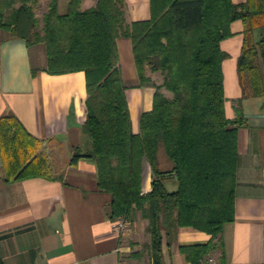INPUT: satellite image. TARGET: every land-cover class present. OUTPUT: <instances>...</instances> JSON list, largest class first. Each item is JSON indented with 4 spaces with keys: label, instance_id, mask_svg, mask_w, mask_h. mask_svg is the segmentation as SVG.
Returning a JSON list of instances; mask_svg holds the SVG:
<instances>
[{
    "label": "trees",
    "instance_id": "1",
    "mask_svg": "<svg viewBox=\"0 0 264 264\" xmlns=\"http://www.w3.org/2000/svg\"><path fill=\"white\" fill-rule=\"evenodd\" d=\"M37 0H0V29L28 45L44 43L52 74L83 70L86 120L91 146L73 148L69 164L81 157L95 161L98 187L110 193L109 217L134 221L137 210L147 218L153 264H163L162 243L181 226L211 235L207 243L182 245L190 264L220 251L223 225L234 220L238 166V129L225 113L220 42L232 35L231 23H243L237 59L242 98L264 96V0H151V18L128 23L125 0H98L81 9L70 0L59 13L51 0L39 28L33 12ZM128 37L140 85L155 87L153 108L143 112L134 133L126 86L118 65L117 37ZM148 72L158 73L154 82ZM165 91L170 95H166ZM41 140L13 113L0 116V159L6 182L46 176L49 162L38 153ZM161 157L171 163L163 167ZM151 168L152 189L142 191V163ZM177 181L170 192L167 181ZM0 264L3 262L0 260Z\"/></svg>",
    "mask_w": 264,
    "mask_h": 264
},
{
    "label": "crops",
    "instance_id": "2",
    "mask_svg": "<svg viewBox=\"0 0 264 264\" xmlns=\"http://www.w3.org/2000/svg\"><path fill=\"white\" fill-rule=\"evenodd\" d=\"M98 0H82L80 8ZM245 0H232L242 3ZM70 0H57L66 13ZM128 23L151 18V0H125ZM243 23H231L232 35L221 40L225 113L234 119L241 111L245 123L238 129V166L234 220L220 236L227 264H264V96L242 98L237 59L243 43ZM264 26L255 31L258 39ZM118 65L126 86L131 128L139 132L143 112L153 108L155 87L140 85L128 37H117ZM44 43L28 45L0 29V116L15 114L41 140L38 153L46 155V176L6 182L0 159V260L3 264H153L148 245V220L136 211L131 232L119 235L109 217L111 195L97 184L91 158L73 164V148L91 146L83 130L86 120V76L83 70L52 74L46 71ZM168 95V94H166ZM169 96V95H168ZM163 167L171 163L161 157ZM174 190L175 180L166 183ZM152 189L149 163H142V191ZM162 243L163 264H190L182 245L207 243L211 235L181 226ZM220 251L201 264H219Z\"/></svg>",
    "mask_w": 264,
    "mask_h": 264
},
{
    "label": "rangeland",
    "instance_id": "3",
    "mask_svg": "<svg viewBox=\"0 0 264 264\" xmlns=\"http://www.w3.org/2000/svg\"><path fill=\"white\" fill-rule=\"evenodd\" d=\"M51 0H37V2L33 5V12L35 17L38 19L39 28L42 26V18L44 13L47 11L49 3ZM154 82L160 83L162 78L158 73L148 72ZM166 94L170 95L169 92L165 91Z\"/></svg>",
    "mask_w": 264,
    "mask_h": 264
},
{
    "label": "built area",
    "instance_id": "4",
    "mask_svg": "<svg viewBox=\"0 0 264 264\" xmlns=\"http://www.w3.org/2000/svg\"><path fill=\"white\" fill-rule=\"evenodd\" d=\"M112 228L119 235H125L132 230V223L129 218L125 216H119L112 220Z\"/></svg>",
    "mask_w": 264,
    "mask_h": 264
},
{
    "label": "water",
    "instance_id": "5",
    "mask_svg": "<svg viewBox=\"0 0 264 264\" xmlns=\"http://www.w3.org/2000/svg\"><path fill=\"white\" fill-rule=\"evenodd\" d=\"M175 185H176V187H175V189L174 190H169L170 192H172V191H175L176 189H177V186H178V184H177V181H175ZM167 186V185H166Z\"/></svg>",
    "mask_w": 264,
    "mask_h": 264
}]
</instances>
